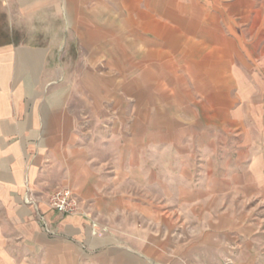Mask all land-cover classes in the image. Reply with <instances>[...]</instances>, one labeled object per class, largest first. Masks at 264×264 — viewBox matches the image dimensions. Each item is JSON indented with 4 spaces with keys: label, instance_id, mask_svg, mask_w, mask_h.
Segmentation results:
<instances>
[{
    "label": "crops",
    "instance_id": "crops-1",
    "mask_svg": "<svg viewBox=\"0 0 264 264\" xmlns=\"http://www.w3.org/2000/svg\"><path fill=\"white\" fill-rule=\"evenodd\" d=\"M0 14V264H264V84L228 47L261 42L264 0Z\"/></svg>",
    "mask_w": 264,
    "mask_h": 264
},
{
    "label": "rangeland",
    "instance_id": "rangeland-1",
    "mask_svg": "<svg viewBox=\"0 0 264 264\" xmlns=\"http://www.w3.org/2000/svg\"><path fill=\"white\" fill-rule=\"evenodd\" d=\"M6 22V19L5 17L0 14V25L1 24H4ZM241 30H244V29H241ZM249 31V29H248ZM262 31V34L264 35V28H256V34L258 35L259 33H261ZM248 40L247 41H250L252 43H246L245 44H231V45H228L229 48H233V50L235 52H238V50L240 48L244 49V47H247V50L248 51H251V59L250 61L248 60V64H250V66H252V69H255L254 72L252 73H257V76L256 77V83H258V85H262L264 84V36H262V40H260L261 42H256V40L259 39V37H257L258 39H256V37H249V33H248ZM251 36V35H250ZM219 46H222V45H219ZM75 52V51H74ZM74 55V54H73ZM76 57V55H75ZM86 64H87V67H92L94 66L93 63L90 62V60H87L86 61ZM69 65L71 68H79L80 66H83L84 63L83 61H79L77 59H71L69 61ZM239 67L238 64H231V67ZM96 67L98 69H104L106 68V66L104 65V62L103 64L100 63V64H96ZM252 79H253V76H251ZM237 84V82H233L232 81V89H233V84ZM262 96H260V94L257 96V97H260V98H263L264 99V91L261 93Z\"/></svg>",
    "mask_w": 264,
    "mask_h": 264
},
{
    "label": "built area",
    "instance_id": "built-area-1",
    "mask_svg": "<svg viewBox=\"0 0 264 264\" xmlns=\"http://www.w3.org/2000/svg\"><path fill=\"white\" fill-rule=\"evenodd\" d=\"M48 206L57 214H74L78 211V201L68 188H56L47 198ZM45 229L49 231L43 219H40ZM231 264V263H229Z\"/></svg>",
    "mask_w": 264,
    "mask_h": 264
}]
</instances>
